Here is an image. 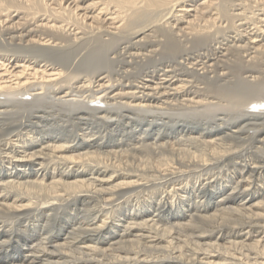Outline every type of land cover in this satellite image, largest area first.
<instances>
[{
	"label": "bare ground",
	"instance_id": "bare-ground-1",
	"mask_svg": "<svg viewBox=\"0 0 264 264\" xmlns=\"http://www.w3.org/2000/svg\"><path fill=\"white\" fill-rule=\"evenodd\" d=\"M0 264H264V0H0Z\"/></svg>",
	"mask_w": 264,
	"mask_h": 264
},
{
	"label": "rangeland",
	"instance_id": "rangeland-1",
	"mask_svg": "<svg viewBox=\"0 0 264 264\" xmlns=\"http://www.w3.org/2000/svg\"><path fill=\"white\" fill-rule=\"evenodd\" d=\"M100 103V102H99ZM102 104V103H101Z\"/></svg>",
	"mask_w": 264,
	"mask_h": 264
}]
</instances>
